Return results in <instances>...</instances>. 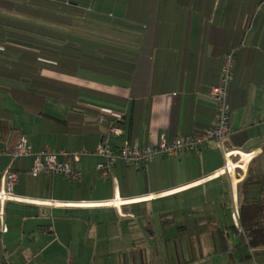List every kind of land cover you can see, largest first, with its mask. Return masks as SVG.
I'll return each mask as SVG.
<instances>
[{
    "label": "crops",
    "instance_id": "1",
    "mask_svg": "<svg viewBox=\"0 0 264 264\" xmlns=\"http://www.w3.org/2000/svg\"><path fill=\"white\" fill-rule=\"evenodd\" d=\"M48 2L29 5L66 16L44 23L67 31L60 44L72 46L75 66L46 55L20 85L14 72L4 78L0 52V119L11 125L0 150L23 136L33 151H92L109 124L123 132L110 136L113 146L199 133L213 121L209 90L234 49L224 146L247 155L207 141L199 154L157 155L139 169L116 160L100 178V158L89 154L75 164L79 180L32 176V158L16 159V198L0 204V264H240L233 249L242 240L230 232L243 229L232 211L264 196V0ZM0 13L18 16L14 7ZM8 162L1 154L0 180Z\"/></svg>",
    "mask_w": 264,
    "mask_h": 264
},
{
    "label": "built area",
    "instance_id": "2",
    "mask_svg": "<svg viewBox=\"0 0 264 264\" xmlns=\"http://www.w3.org/2000/svg\"><path fill=\"white\" fill-rule=\"evenodd\" d=\"M233 58V49L223 54L218 84L209 90V97L215 103V115L211 124L199 133L178 134L171 139L161 135L154 143L142 147H139L136 142L131 143L128 140H124L119 146H113L109 142L110 136H120L123 132L121 128L109 124L101 133L100 141L94 150L89 151L81 148L72 152L63 150L54 152L49 149L33 151L26 143L25 137L21 136L12 149L0 150V155H5L9 159L0 180V204H4L6 200L16 198L13 194V187L18 179V174L13 167V163L16 159L23 157L32 158V166L29 170L32 176L57 174L75 180L80 178V171L75 167V164L79 162L82 156L89 154L100 158L95 167L100 178L111 177L112 168L116 160H122L127 165L139 169L157 155L177 157L185 152L199 154L203 144L207 141L216 142L225 155L233 153V155L239 156V159L242 160L247 154L226 151L224 146L225 140L230 133V110L227 94L233 77ZM100 120L104 119L101 117ZM231 169L232 165L226 162L222 171L229 172ZM231 216L237 224L239 217L237 208H234ZM1 229L4 231L6 228L3 225Z\"/></svg>",
    "mask_w": 264,
    "mask_h": 264
},
{
    "label": "trees",
    "instance_id": "3",
    "mask_svg": "<svg viewBox=\"0 0 264 264\" xmlns=\"http://www.w3.org/2000/svg\"><path fill=\"white\" fill-rule=\"evenodd\" d=\"M45 1L52 2L57 9L71 4L70 0ZM30 2L31 0H25L16 4L11 1L0 0V8L10 10L14 7L18 14V16H12L0 13V27H4L0 31V35L10 43L3 44L0 47V52L3 53L4 78L11 79L9 74L14 72V75L19 76V80L15 83L20 85H25L30 80L29 74L38 75L46 55L53 59L60 56L69 58L68 63L75 66L74 57L72 59L70 53L67 52V48L72 46L66 43L60 44L66 39L67 31L58 26H50L44 23L46 18L60 24L66 22V16L59 13L43 12L40 8L34 9L29 5ZM29 16H34L36 19H28ZM54 61L61 62L59 59ZM10 130V122L0 119V138L6 137ZM258 183L264 184V175L260 177ZM239 218L243 229V234H240L243 239L242 242L244 241L252 250L264 248V196L255 203L241 205Z\"/></svg>",
    "mask_w": 264,
    "mask_h": 264
},
{
    "label": "rangeland",
    "instance_id": "4",
    "mask_svg": "<svg viewBox=\"0 0 264 264\" xmlns=\"http://www.w3.org/2000/svg\"><path fill=\"white\" fill-rule=\"evenodd\" d=\"M10 100V99H9ZM168 215H161V225L163 227V229H165V227L168 225V223L170 222L169 220H167ZM156 221H154L153 223H155ZM232 238V240H238L242 239V236L240 234H238L236 231H232L230 232V239ZM239 248H234L233 249V256L235 258V260L237 261V263L239 262L240 264H264V248H259V249H246L245 245H244V241L242 242V244H238ZM248 247V246H247ZM169 256L166 252L163 253V259L165 261H167L169 259Z\"/></svg>",
    "mask_w": 264,
    "mask_h": 264
},
{
    "label": "bare ground",
    "instance_id": "5",
    "mask_svg": "<svg viewBox=\"0 0 264 264\" xmlns=\"http://www.w3.org/2000/svg\"><path fill=\"white\" fill-rule=\"evenodd\" d=\"M245 158H246V157H245ZM244 160H245V159H244ZM243 162H244V161H243ZM243 162H242V163H243ZM242 163H241V164H242Z\"/></svg>",
    "mask_w": 264,
    "mask_h": 264
}]
</instances>
